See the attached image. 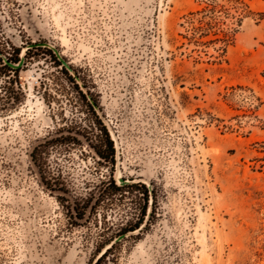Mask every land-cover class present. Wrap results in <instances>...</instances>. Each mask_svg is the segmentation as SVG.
Here are the masks:
<instances>
[{"label":"rangeland","instance_id":"374dc122","mask_svg":"<svg viewBox=\"0 0 264 264\" xmlns=\"http://www.w3.org/2000/svg\"><path fill=\"white\" fill-rule=\"evenodd\" d=\"M0 52V264H264V0H0Z\"/></svg>","mask_w":264,"mask_h":264},{"label":"trees","instance_id":"16d2710c","mask_svg":"<svg viewBox=\"0 0 264 264\" xmlns=\"http://www.w3.org/2000/svg\"><path fill=\"white\" fill-rule=\"evenodd\" d=\"M197 21L199 22V27L195 28L197 30H200V29L204 28L205 26L210 25L209 21H207L206 17H201V18L197 19ZM203 35L204 34H202V36ZM0 54L3 55V53H1V52H0ZM2 55H0V78L5 77V76L6 77L12 76V78L14 79V81L12 83H10V85L12 86V92L11 93L9 92L8 99L11 100L13 105H17L20 103L19 95L21 94V91H22V86H21V82H20V72L22 71L23 68L22 67L14 68L13 65H18L21 62V58L13 59V58L6 56L5 54L3 56ZM93 106L96 107L95 104H93ZM90 107L92 108V105ZM98 124L100 127H102V133L104 135V144H105L106 150L103 153L100 151H98L97 153L101 159L110 161L111 163L115 164V162H116V148L114 145V141L112 140L107 127H104V124L101 121H99ZM110 186L113 188V190L116 193L125 189V187H120L118 185V183L116 182V180H114V179H111ZM137 186H141L144 188L143 184H141V183L136 184V185H132L129 187L134 188ZM149 193H151L150 190H149ZM147 194L148 193L146 192L144 195L148 198ZM145 201H148V199H145ZM144 213H145V209H144ZM143 216L146 217V214ZM144 221H145V219H142V220H140V222H137L130 230H127V233L138 231L144 225ZM112 248H113V245L110 248H108L104 253H102V255L99 257V259L97 260V262L95 264L102 263L107 258V256L111 252ZM99 253H101V251Z\"/></svg>","mask_w":264,"mask_h":264},{"label":"water","instance_id":"95a60500","mask_svg":"<svg viewBox=\"0 0 264 264\" xmlns=\"http://www.w3.org/2000/svg\"><path fill=\"white\" fill-rule=\"evenodd\" d=\"M41 45L49 46L48 44H41ZM49 47H51V46H49ZM51 48L54 50V52L56 53V55L58 56V58L61 60L62 64H63L67 69L71 70L70 67H69V64H68L65 60H63V59L61 58L59 51L56 50V49H54L53 47H51ZM23 64H24V56H22V58H21V62H20L18 65H13V67H14V68H20V67H22ZM92 104H94V103L92 102ZM95 109H96L98 112H100L99 109H98L97 107H95ZM120 183H121V185H124V184L129 183V182H127V181L121 179ZM146 223H147V222H146ZM142 229H143V228L141 227L138 231H141ZM135 232H136V231H135ZM129 233H134V232H129ZM126 235H127V234L122 235V236L120 237V239H123L124 237H126ZM112 245H113V244H112ZM110 247H111V246H110ZM110 247H108V248H110ZM108 248H107V249H108ZM105 251H106V250H105ZM105 251H104V252H105ZM104 252H103V253H104ZM101 255H102V254H100V256H101ZM100 256H99V257H100ZM99 257H98V259H99ZM98 259H97V260H98ZM96 262H97V261H96Z\"/></svg>","mask_w":264,"mask_h":264}]
</instances>
